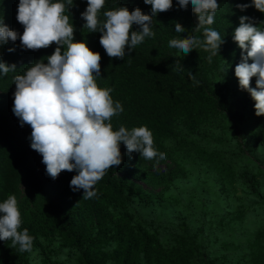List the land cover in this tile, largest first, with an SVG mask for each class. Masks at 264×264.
<instances>
[{
	"label": "trees",
	"instance_id": "obj_1",
	"mask_svg": "<svg viewBox=\"0 0 264 264\" xmlns=\"http://www.w3.org/2000/svg\"><path fill=\"white\" fill-rule=\"evenodd\" d=\"M217 2L208 27L224 42L210 63L203 48L185 56L169 47L172 39H205L203 30L195 31L190 3L182 9L173 0L169 11L152 18L155 35L119 59L108 57L100 32L84 28L87 0H73L65 14L74 42L100 53L97 84L112 89L124 109L111 118L113 129L147 126L156 150L166 154L148 160L121 143L122 163L94 185L89 199L70 187L76 171L55 180L46 174L42 156L30 147L31 127L21 126L12 111L15 76L38 60L46 64L57 45L28 50L18 38L0 47V60L16 65L0 73V202L15 195L20 231L33 237L30 252L0 240V264H264V116L255 114V101L235 77L242 50L233 38L241 16L264 29V13L237 7L251 0ZM18 4L0 0V17L22 35ZM119 7L151 15L144 0H105L101 21Z\"/></svg>",
	"mask_w": 264,
	"mask_h": 264
},
{
	"label": "clouds",
	"instance_id": "obj_2",
	"mask_svg": "<svg viewBox=\"0 0 264 264\" xmlns=\"http://www.w3.org/2000/svg\"><path fill=\"white\" fill-rule=\"evenodd\" d=\"M72 3L73 0H19L16 18L24 31L21 35L9 29L0 17V47L18 38L28 50L57 45L53 54L46 57V64L38 60L24 74L15 76L12 111L21 126L31 127L30 147L42 156L46 174L55 180L62 171H76L70 187L74 191L82 189L83 198L89 199L96 195L94 185L112 166L122 163L121 143L129 153L139 152L148 160L157 157L164 160L166 154L156 150L147 126L113 129L111 118L124 109L118 101L114 102L112 89L97 84V77H101L100 53L92 51L85 41L74 42L75 29L70 16L65 14ZM144 3L151 6V15L143 14L140 8L129 11L127 7H119L104 12L105 19L101 21L99 14L105 0H87V8L81 13L86 21L84 28L101 33L99 42L109 58L123 59L126 48L131 53L145 37L154 36L152 18L173 7V0H144ZM177 3L182 9L191 4L198 18L195 31L203 30L205 39L195 36L172 39L169 47L181 50L185 56L194 48H203L211 53L208 56L211 63L224 42L218 31L208 27L214 23L219 8L217 0H177ZM251 6L264 13V0L237 4L241 11ZM133 25H139L141 30L133 31ZM175 31L183 33L185 29L176 23ZM233 38L242 50L235 77L239 87L255 101V114L264 116V29L254 26L250 17L241 16ZM15 70V64L9 66L0 60V73ZM188 75L199 84L191 72ZM253 77L255 88L251 87ZM0 214V240H11L13 247L19 245V251L30 252L33 237L27 228L20 231L22 220L15 195L0 202Z\"/></svg>",
	"mask_w": 264,
	"mask_h": 264
}]
</instances>
